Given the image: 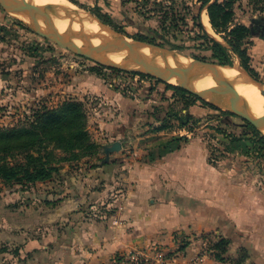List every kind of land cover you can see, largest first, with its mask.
<instances>
[{"label": "crops", "instance_id": "0c3cea01", "mask_svg": "<svg viewBox=\"0 0 264 264\" xmlns=\"http://www.w3.org/2000/svg\"><path fill=\"white\" fill-rule=\"evenodd\" d=\"M81 2L106 12V0ZM251 40L258 74L264 33ZM6 47L0 37L4 96L10 92V81L1 74ZM70 72V80L55 87L56 99L95 98L87 102L88 129L102 149L60 162L59 174L50 180L22 188L0 182V246L19 251L17 264H106L137 247L161 244L173 250L177 233L184 236V251L167 264H234L243 250L244 264H264V185L240 181L209 163L205 143L188 136L181 124L178 117L186 109L172 89L114 74L105 79L94 71ZM173 138H181L175 142L179 147L167 152L159 146ZM115 141L122 149L105 161L103 146ZM219 235L230 239L228 259L210 252L197 261L204 240L211 243Z\"/></svg>", "mask_w": 264, "mask_h": 264}, {"label": "rangeland", "instance_id": "374dc122", "mask_svg": "<svg viewBox=\"0 0 264 264\" xmlns=\"http://www.w3.org/2000/svg\"><path fill=\"white\" fill-rule=\"evenodd\" d=\"M77 1L82 5L76 4L78 8L84 9L85 12L94 13V8H97V5L92 6L88 2H81L85 0ZM156 2L173 3L180 14L178 28L162 33L168 34V39L183 46V49L176 50L168 46H165V48L177 52L185 60L190 59L193 61L199 58L213 60L211 58L212 53L198 48L197 42L191 39L189 33L188 21L190 17L186 7L192 3L194 6L195 4L199 6L198 0H106V15L109 14L111 17L109 25L117 33L126 38L128 37L129 40L138 41L136 39L137 34L141 32L152 34V29L162 26L163 17L162 13L158 12L160 7L156 5ZM261 9H264V0H239L235 4L239 21L245 20L249 25L253 23L252 18L264 17V11ZM21 16L23 15L20 13V9L18 11L11 5L6 9L0 4V37L7 45L5 57L7 59L4 60L1 74L2 76L5 75V78L10 81V92L6 96L3 93L0 94V127L14 125L19 120L24 119L25 115L32 109L42 105L57 107L68 99L83 102L89 115L87 102L95 101V98L93 100L91 98L89 101L77 97L66 98L65 100L62 98L56 99V95L60 92L55 91V87L60 89L63 84L70 80L71 70L73 74L79 75L87 71H94L105 77V79L106 74H114L121 80L137 82V84L150 81H155L156 84L160 82L162 86L168 83L173 84L169 80H157L147 75L141 76L140 74L102 66L92 59L78 55L37 34L30 28L28 16L26 19L21 18ZM170 22L169 19L168 26ZM44 27L46 28V26ZM213 33L210 34L223 41L220 35L215 31ZM104 55L105 57L109 56L106 52ZM233 60L234 63L239 62L240 64V60L235 54ZM263 63L258 66V74L254 78L262 82H264ZM128 66L132 67L135 64ZM46 89L48 91L45 92ZM203 91L210 95L212 93L218 95L209 88ZM193 94L217 108L233 112L235 115H222L218 109L207 106L201 100L189 106L181 102L183 107L187 106L186 112H181L182 116L186 118L187 135L191 138H199L205 143L210 164L224 169V172L228 169L233 178L240 181L256 184L257 187L260 184L264 185V149L261 145L253 142L258 139L245 126L247 123L244 118L249 116L244 114L245 112L241 109V113L226 109L212 102L208 97H200L197 92ZM220 129L226 134L219 131ZM228 134L241 138L242 141L232 143ZM5 185L12 188H22L20 185L26 186L29 184ZM13 248V250L8 251L7 249L3 250V247L0 246V264H11L13 262L17 264L16 259L18 261L22 258L19 251L15 247Z\"/></svg>", "mask_w": 264, "mask_h": 264}, {"label": "trees", "instance_id": "16d2710c", "mask_svg": "<svg viewBox=\"0 0 264 264\" xmlns=\"http://www.w3.org/2000/svg\"><path fill=\"white\" fill-rule=\"evenodd\" d=\"M74 4L82 6L77 0ZM195 1V0H192ZM239 0H198L187 6L189 33L191 39L197 42V47L212 53L211 58L222 64L232 65L233 55L240 60V64L252 75L256 76L252 68V58L249 52L253 44L251 37L264 33V17L252 18V25L239 21L235 4ZM160 7L163 23L160 28L152 29V34L139 33L136 39L158 46H168L171 49L182 50L183 46L175 44L168 39V34L178 28L180 14L175 5L156 2ZM206 10L213 30L220 35L223 41L212 36L202 22L201 14ZM264 11V9H261ZM94 13L102 22L110 24L111 17L102 11L97 4ZM171 20L168 26V20ZM160 40V42H158ZM141 76H146L140 74ZM158 80V79H157ZM156 80V81H157ZM168 89L174 91L178 101L184 105H193L202 101L207 106L218 109L222 115H235L233 112L222 110L213 104L200 99L192 92L176 84H166ZM187 107V106H186ZM185 106L184 108L187 109ZM175 110V109H173ZM179 112V111H177ZM178 115V113H176ZM179 116V115H178ZM181 124H186L183 116L178 117ZM246 121L249 129L256 139L253 142L264 149V133L253 123ZM226 134L223 130H219ZM232 143L242 141L241 138L232 136ZM181 138L164 140L159 146H164L166 151L179 147L177 142ZM186 139V138H185ZM102 145L96 142L88 129V114L83 102L68 99L57 107L42 105L32 109L24 119L12 126L0 127V182L5 184H32L54 178L60 172V162L80 160L86 156L97 155ZM63 153V154H61ZM230 239L221 235L211 241V253L220 261L228 259ZM185 244L180 248L183 249ZM248 258L245 250L242 251L234 264H244Z\"/></svg>", "mask_w": 264, "mask_h": 264}, {"label": "bare ground", "instance_id": "6f19581e", "mask_svg": "<svg viewBox=\"0 0 264 264\" xmlns=\"http://www.w3.org/2000/svg\"><path fill=\"white\" fill-rule=\"evenodd\" d=\"M30 1L35 7V21L38 25L51 27L56 35L67 38L73 43L93 47L109 38L131 43L128 48L112 45L105 51L96 53V56L103 61L131 65L135 59L146 67H149L150 62L159 66H175L191 62L190 59L185 60L184 57L171 49L153 46L149 48L142 44H133L134 41L129 40L128 37L126 38L115 31L106 30L104 25L99 22V18L92 12L82 11L79 13L81 10L70 0ZM20 13L23 15L21 18H27L28 11L25 8H21ZM82 17H85V20ZM202 22L206 29L213 33L214 30L207 12H203ZM105 52L109 54L108 57H105ZM220 70H222L224 77L213 71L203 69L190 76H178L169 81L173 84L186 83L193 91L199 93L209 88L218 95L204 93V96L226 109L237 111L243 102L246 106V113L264 127V93L256 85L246 82L250 77L245 68L239 62H233L231 67ZM228 80L234 83L235 88ZM239 112L241 113V110ZM262 132L264 133V129Z\"/></svg>", "mask_w": 264, "mask_h": 264}, {"label": "water", "instance_id": "95a60500", "mask_svg": "<svg viewBox=\"0 0 264 264\" xmlns=\"http://www.w3.org/2000/svg\"><path fill=\"white\" fill-rule=\"evenodd\" d=\"M0 4L3 7H5L6 9L8 8L9 5H11L14 7V9H17L18 11L21 8H25L28 11V18H29L28 24L34 32H36L37 34H39L45 38H48L49 40L55 42L56 44L60 45L63 48H66L68 50L75 52L78 55L92 59V60L96 61L97 63L101 64L102 66L115 68V69H119V70H123V71H127V72H132V73H136V74H144V75L153 77V78L158 79V80H163V81L170 80V79L176 78L178 76H181V77L190 76V74L196 73V72L203 70V69L206 71H213V72L220 74L224 77V74L222 73V70H220V69L225 68V67H231V65L222 64V63L217 62L216 60H209V59H205V58L195 59V60L191 61L190 63L178 64L175 66H159V65H156V64L150 62L149 67H146L145 65L139 63L135 59L133 61V64H135V66H132V67H130L128 65H124V64L115 63V62H106V61H103L100 58H98L96 56V53H99V52L101 53L112 45L119 46L120 48H128L129 46H131V43H128V42H125V41H122V40H119L116 38H109L105 42H103L99 45L93 46V47L86 46V45H78V44L73 43L72 41L68 40L67 38L56 35L53 32L51 27L46 26V28H45V27H41L40 25H38L35 21L36 20V10H35L33 3L30 0H0ZM80 10L81 11H79V13H81L82 11L85 12L82 9H80ZM82 18L85 20V17H82ZM98 20L102 25H104L106 30L115 31L109 24L102 22L100 19H98ZM133 44H142V45L147 46L149 48H151L152 46L165 48L162 46L150 44V43H147L144 41H139V40L134 41ZM249 77H250V79L246 80V82L256 85L260 89V91L262 93H264V82L255 80L254 79L255 77H253L252 75H249ZM228 82L235 88L234 83L232 81L228 80ZM176 85L181 86L182 88H184V89H186L192 93H196V92H193V90L186 83H181V84H176ZM204 93H206V92H204V91L202 93L197 92V95H200V97H205ZM240 109L243 110V112H245V114H247L246 113V106L244 105L243 102L240 105L239 110ZM239 110H237L236 112H239ZM244 119L253 123L260 130H262V128H264L259 123L254 121L250 116L245 117ZM103 148H104V153L106 155L105 161H108L110 158V155L113 152H118L122 149V143L120 141H115L113 143L105 144L103 146Z\"/></svg>", "mask_w": 264, "mask_h": 264}, {"label": "built area", "instance_id": "2783aa9c", "mask_svg": "<svg viewBox=\"0 0 264 264\" xmlns=\"http://www.w3.org/2000/svg\"><path fill=\"white\" fill-rule=\"evenodd\" d=\"M175 238L177 246L173 250H168L161 244L137 247L127 252L116 254L106 264H167L173 257L184 251V248H180L184 244V236L181 233H177ZM203 245L204 250L196 258L197 261L205 254L211 252L210 241L208 239L204 240Z\"/></svg>", "mask_w": 264, "mask_h": 264}]
</instances>
